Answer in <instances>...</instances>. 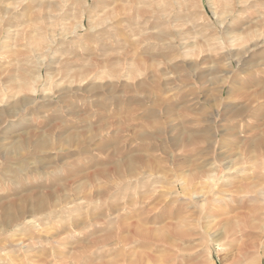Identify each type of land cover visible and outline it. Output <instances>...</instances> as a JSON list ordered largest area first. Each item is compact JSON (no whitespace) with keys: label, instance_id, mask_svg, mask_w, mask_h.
Returning a JSON list of instances; mask_svg holds the SVG:
<instances>
[{"label":"rangeland","instance_id":"374dc122","mask_svg":"<svg viewBox=\"0 0 264 264\" xmlns=\"http://www.w3.org/2000/svg\"><path fill=\"white\" fill-rule=\"evenodd\" d=\"M0 223V264H264V0H0Z\"/></svg>","mask_w":264,"mask_h":264},{"label":"bare ground","instance_id":"6f19581e","mask_svg":"<svg viewBox=\"0 0 264 264\" xmlns=\"http://www.w3.org/2000/svg\"><path fill=\"white\" fill-rule=\"evenodd\" d=\"M222 22L220 21V24H221ZM79 26V25H78ZM81 27V26H80ZM82 28V27H81ZM91 28H92V26H91ZM90 28V29H91ZM93 29V28H92ZM239 40V38H237V39H233L232 41H231V43H235L236 41H238ZM232 50V49H231ZM42 61L43 60H41V63H42ZM45 61V60H44ZM223 95V94H222ZM244 106H246V105H244ZM257 127V126H256ZM258 129V128H257ZM224 130V129H223ZM236 130H240V131H242V130H244V132H245V130L247 131V132H254L256 129H254V127L253 126H251V125H249L248 124V126H243V125H237V126H234V125H229L224 131L226 132V133H230V131H231V133H233L234 131H236ZM259 132V131H258ZM247 137V136H246ZM218 139V138H217ZM248 140V139H247ZM17 147V146H16ZM185 190V188H183V191ZM41 202V201H40ZM39 202V203H40ZM38 203V204H39ZM42 203H43V200H42V202H41V206H42ZM40 206V205H39ZM9 218H11V216H5V219H9ZM3 222V221H2ZM1 224V223H0ZM35 227V226H34ZM222 229V228H221ZM20 229H19V227L18 228H16V231L15 232H17V231H19ZM225 233V232H224Z\"/></svg>","mask_w":264,"mask_h":264}]
</instances>
